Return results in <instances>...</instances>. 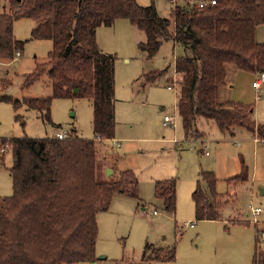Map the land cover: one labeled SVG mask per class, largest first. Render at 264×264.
Wrapping results in <instances>:
<instances>
[{"label": "trees", "instance_id": "1", "mask_svg": "<svg viewBox=\"0 0 264 264\" xmlns=\"http://www.w3.org/2000/svg\"><path fill=\"white\" fill-rule=\"evenodd\" d=\"M165 1L174 4L169 17L159 16L153 4L140 6L136 0H8V11H0V59L12 61L23 50L24 42L13 35L17 19L35 20L31 39L52 43L46 60L36 64L22 83L29 87L45 76L51 97L3 100L14 109L36 111L44 123L53 124V98H85L92 107L94 135L0 139V149L7 145L12 158V194L0 200V264L95 262L96 214L107 210L117 193L138 199L132 171H113L104 179L105 167L98 163V143L114 139V58L99 49L97 28L126 19L144 33L145 40L137 47L148 58L164 42L182 49L173 67L181 77L176 108L186 139L204 137L200 120L211 121L223 133L238 129L255 133L251 106L221 101L219 90L225 85L226 64L238 71L264 73V43L255 39L256 28L264 24V0H183L181 5ZM199 2L204 3L201 8ZM161 73L144 76V82L153 83ZM244 171L233 180L241 182ZM200 174L192 193L195 218L217 220L216 178L213 172ZM175 186L174 179L154 184V197L171 214ZM259 232L256 229V244ZM257 248L252 264H264ZM174 254V248L157 250L146 261L171 263Z\"/></svg>", "mask_w": 264, "mask_h": 264}, {"label": "rangeland", "instance_id": "2", "mask_svg": "<svg viewBox=\"0 0 264 264\" xmlns=\"http://www.w3.org/2000/svg\"><path fill=\"white\" fill-rule=\"evenodd\" d=\"M136 1L140 6L153 4L162 17H169L174 6L165 0ZM176 2L181 5L183 0ZM8 8V0H0V11ZM35 24L30 18L14 20L13 35L24 42L22 54H16L12 61L0 59V139L50 137L55 129L93 139L92 107L85 98H53V124L44 123L36 111L25 106L14 109L3 100L52 95L45 76L29 87L22 86L25 76L46 60L52 47L48 40L31 39ZM144 40V33L126 19L96 29L99 49L114 58V139L98 143V163L105 167L104 179L107 168L132 171L139 195L135 199L117 193L107 210L96 214V261L78 264H252L256 247L258 260H262L264 195L259 189H264V142L255 141L257 135L242 129L223 133L206 120L199 123L204 133L202 142L185 139L176 108L181 77L173 71L174 57L182 49L171 41L164 42L148 58L137 47ZM153 72L162 73L153 83L144 82V76ZM253 74L239 71L229 92L230 100L249 104L254 109L253 119L264 130V89L256 92L251 85L256 77L264 80V73ZM164 116L172 118L167 126L162 125ZM0 162V200H4L12 194V158L7 147L0 152ZM244 169V179L234 181ZM201 172H213L216 178L217 220L195 218L192 193ZM171 179L176 184L173 214L154 197L155 182ZM200 184L207 190L205 181ZM250 207L260 208L261 212L253 215ZM256 229L260 231L259 244L255 243ZM169 248L175 249L171 263L146 261L153 251Z\"/></svg>", "mask_w": 264, "mask_h": 264}, {"label": "crops", "instance_id": "3", "mask_svg": "<svg viewBox=\"0 0 264 264\" xmlns=\"http://www.w3.org/2000/svg\"><path fill=\"white\" fill-rule=\"evenodd\" d=\"M255 39H256V41L257 42H259V43H264V24H262V25H260V26H258L257 28H256V32H255ZM21 52H20V56H21ZM173 63H174V61H173ZM18 64V62L17 61H14V65H17ZM224 70H225V78H226V88L225 87H223L222 89H220L219 91H220V96H219V99L221 100V101H226V100H230L231 98H232V96L229 94V92H231L232 91V89H233V86H232V84L234 85V83H235V80H236V78H237V75L239 74V71H238V69L235 67V66H233V65H229V64H226L225 66H224ZM173 71H174V67H173ZM248 73H251V72H248ZM262 74V73H261ZM253 75H257V74H253ZM258 77H256L253 81H252V83L257 79ZM252 83H251V85H252ZM253 88V87H252ZM254 89V88H253ZM264 89V80L262 81V85H261V89L260 90H263ZM255 90V89H254ZM260 90H258V91H260ZM256 91V90H255ZM258 91H256V92H258ZM256 98L258 99L259 98V96H256ZM246 105H249V104H246ZM251 113L253 114L254 113V109L251 107ZM255 123H256V131H255V133H254V135H257V137H255V139L257 138V139H262V140H264V138H261V137H264V130H263V128L260 126V124H258L257 122H256V120H255ZM162 125H163V123H162ZM168 125V124H167ZM163 126H165V125H163ZM260 136V137H259ZM186 139V138H185ZM201 142L203 141V138H201V139H199ZM118 171L117 169H114V168H112V173H113V171ZM120 171V170H119ZM118 171V172H119ZM143 210H144V208H142Z\"/></svg>", "mask_w": 264, "mask_h": 264}, {"label": "built area", "instance_id": "4", "mask_svg": "<svg viewBox=\"0 0 264 264\" xmlns=\"http://www.w3.org/2000/svg\"><path fill=\"white\" fill-rule=\"evenodd\" d=\"M211 4H214V1H211ZM198 7H202L204 5V3L202 2H199L198 4ZM18 55V54H17ZM262 81H263V78L262 76L261 77H258L253 83H252V87L258 91L261 89V85H262ZM172 87L170 86H167V89H171ZM172 122V118L171 117H168V116H164L163 118V125L167 126V124L171 123ZM52 136L55 137V138H58V139H64L66 138L67 136H69V132L68 131H61L59 129H55L53 132H52ZM97 139H99V136L96 137ZM255 141L258 142L259 139H254ZM262 140V139H260ZM261 142H264V140H262ZM5 147H7V145H5ZM5 147L3 149H0V152H4L5 150ZM207 155V153H205ZM249 211L253 214V215H257L261 212V209L260 208H252L250 207ZM153 214H155V211H153ZM191 227L193 226V224L190 225Z\"/></svg>", "mask_w": 264, "mask_h": 264}, {"label": "water", "instance_id": "5", "mask_svg": "<svg viewBox=\"0 0 264 264\" xmlns=\"http://www.w3.org/2000/svg\"><path fill=\"white\" fill-rule=\"evenodd\" d=\"M74 91L76 92L77 90L75 89ZM111 172H112V169L107 168L106 169V176L109 177V175L111 174ZM259 190H260V193L259 194L260 195H264V189L261 188Z\"/></svg>", "mask_w": 264, "mask_h": 264}]
</instances>
